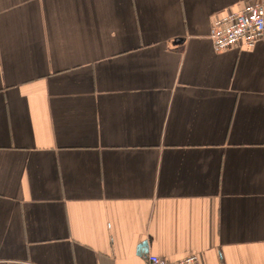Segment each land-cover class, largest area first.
Masks as SVG:
<instances>
[{
  "label": "crops",
  "instance_id": "crops-1",
  "mask_svg": "<svg viewBox=\"0 0 264 264\" xmlns=\"http://www.w3.org/2000/svg\"><path fill=\"white\" fill-rule=\"evenodd\" d=\"M254 1L0 0V264H264Z\"/></svg>",
  "mask_w": 264,
  "mask_h": 264
},
{
  "label": "built area",
  "instance_id": "built-area-1",
  "mask_svg": "<svg viewBox=\"0 0 264 264\" xmlns=\"http://www.w3.org/2000/svg\"><path fill=\"white\" fill-rule=\"evenodd\" d=\"M264 35V6L260 1L245 4L238 12L228 13L216 19L208 39L216 52L235 44L252 47ZM146 264H200L196 255H190L178 262H167L149 255Z\"/></svg>",
  "mask_w": 264,
  "mask_h": 264
},
{
  "label": "water",
  "instance_id": "water-1",
  "mask_svg": "<svg viewBox=\"0 0 264 264\" xmlns=\"http://www.w3.org/2000/svg\"><path fill=\"white\" fill-rule=\"evenodd\" d=\"M146 244L144 243V244H142L141 246H145Z\"/></svg>",
  "mask_w": 264,
  "mask_h": 264
}]
</instances>
